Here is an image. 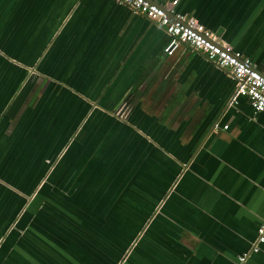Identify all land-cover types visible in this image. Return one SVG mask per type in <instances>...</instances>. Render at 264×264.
I'll return each instance as SVG.
<instances>
[{"label":"crops","instance_id":"0c3cea01","mask_svg":"<svg viewBox=\"0 0 264 264\" xmlns=\"http://www.w3.org/2000/svg\"><path fill=\"white\" fill-rule=\"evenodd\" d=\"M150 1L264 75V0ZM167 44L115 0H0V264H264V244L239 260L264 221V112Z\"/></svg>","mask_w":264,"mask_h":264},{"label":"built area","instance_id":"2783aa9c","mask_svg":"<svg viewBox=\"0 0 264 264\" xmlns=\"http://www.w3.org/2000/svg\"><path fill=\"white\" fill-rule=\"evenodd\" d=\"M115 1L129 7L135 13L158 22L163 27L168 35V44L164 48L167 55L172 56L180 46L186 45L203 52L217 66L228 69L236 82L230 105H236L240 97H245L250 101L255 112H264V75L256 70L241 52L221 44L218 36L198 20L182 15L175 16L173 8L177 1L168 5H159L150 0ZM125 110L128 111L127 106H124L123 111L118 115L122 117ZM262 244H264V221L259 226L251 250L240 257V262H244L251 253L258 252Z\"/></svg>","mask_w":264,"mask_h":264},{"label":"water","instance_id":"95a60500","mask_svg":"<svg viewBox=\"0 0 264 264\" xmlns=\"http://www.w3.org/2000/svg\"><path fill=\"white\" fill-rule=\"evenodd\" d=\"M152 2H154V1H152ZM155 3H157V4L161 5L159 2H155Z\"/></svg>","mask_w":264,"mask_h":264}]
</instances>
